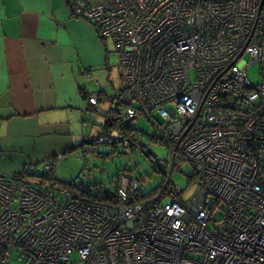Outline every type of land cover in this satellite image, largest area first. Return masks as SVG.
I'll list each match as a JSON object with an SVG mask.
<instances>
[{
	"label": "built area",
	"instance_id": "1",
	"mask_svg": "<svg viewBox=\"0 0 264 264\" xmlns=\"http://www.w3.org/2000/svg\"><path fill=\"white\" fill-rule=\"evenodd\" d=\"M68 2L113 42L122 73L91 144L140 153L132 129L144 117L168 151L166 174L145 195L126 170L106 203L0 173V264L14 252L22 264H264V0ZM183 162L196 183L188 200L171 181Z\"/></svg>",
	"mask_w": 264,
	"mask_h": 264
},
{
	"label": "crops",
	"instance_id": "2",
	"mask_svg": "<svg viewBox=\"0 0 264 264\" xmlns=\"http://www.w3.org/2000/svg\"><path fill=\"white\" fill-rule=\"evenodd\" d=\"M107 40L71 13L68 0H0L1 174L41 170L48 158L87 150L86 141L104 124L95 119L101 104L108 101V109L120 90L87 91L92 71H110ZM96 96L94 108L89 98Z\"/></svg>",
	"mask_w": 264,
	"mask_h": 264
},
{
	"label": "rangeland",
	"instance_id": "3",
	"mask_svg": "<svg viewBox=\"0 0 264 264\" xmlns=\"http://www.w3.org/2000/svg\"><path fill=\"white\" fill-rule=\"evenodd\" d=\"M107 48L110 51L111 57V68H98L91 72V76L88 77L87 91L97 92L100 91L99 85H104L103 91L107 96H111L115 90L121 89L123 82L121 79V71L118 67V59L113 54L114 44L111 40H107ZM246 58V57H244ZM111 69L113 73H111ZM111 73V74H110ZM191 80L194 81V74L191 73ZM246 75L250 82L255 86L259 83V67L252 65L246 70ZM111 77V80L109 78ZM115 77V78H114ZM117 86H112L110 81H113ZM113 83V82H112ZM87 85V84H86ZM107 102H103L100 106L99 116L95 115V119L100 121L101 125L105 122V114L101 113V110L107 109ZM106 112V111H105ZM103 115H101V114ZM77 120V118H76ZM136 129L139 132L137 139L145 141L148 146L157 155L159 160L163 163L167 162L168 151L166 147L156 140H153L155 131L152 126L147 122L144 117H139L136 122ZM87 126V125H85ZM95 128L94 126H92ZM89 145H85L86 151H79L78 155L74 154H63V158L56 163L54 175L55 177L68 184H82L87 190L93 189L92 184L95 182L102 183L106 186H112L117 180L118 176L128 170L134 172L137 178L141 179L142 192L150 194L153 190L158 188L164 179L162 174L148 162L140 153H135L132 156L111 153L110 148L103 145H93L92 136L86 141ZM95 153L101 152L102 155L99 157ZM42 168V164L40 165ZM83 175V176H82ZM81 176L80 181L79 177ZM171 181L175 188H178L182 192V199L188 200L192 197L196 190V183L193 177V168L188 162H183L177 165L176 169L171 174ZM91 183V184H90ZM74 194H80L78 191H74ZM214 199H212L213 201ZM211 201V202H212ZM210 202V203H211ZM216 217H220L217 215ZM12 259L10 264H22V260L19 259L17 253H12ZM73 254V259L75 258Z\"/></svg>",
	"mask_w": 264,
	"mask_h": 264
},
{
	"label": "trees",
	"instance_id": "4",
	"mask_svg": "<svg viewBox=\"0 0 264 264\" xmlns=\"http://www.w3.org/2000/svg\"><path fill=\"white\" fill-rule=\"evenodd\" d=\"M69 7H70V5H69ZM70 10H71V8H70ZM71 13L73 14L72 10H71ZM96 98L98 99L97 96H96ZM110 100L111 99H109V102H110ZM98 102H99V99H98ZM102 126L109 127V125L108 124L106 125L105 122ZM132 131H137L136 126H135V128L132 129ZM138 134H139V132H138ZM140 140L141 139L138 138V141H140ZM153 140L157 141L156 136H154ZM103 146H105V145H103ZM106 147H108V146H106ZM110 150H111L112 154L113 153L121 154L120 152H115V150H113L111 147H110ZM94 154H96L99 157L102 155L101 152H99V153L94 152ZM140 155H141V153H140ZM56 163L53 165V168L50 172H44L43 167L41 168V170H37V171H36V169L30 170V168H26L20 173V175L24 178H32L33 180H35V179L41 180V181L46 180L47 182H50L51 185H53L54 187L65 188L71 192L78 191L80 194L81 193L86 194L93 201L110 203V202H114L117 200V196H116L117 188H118V182L117 181L112 186H106V185H103L102 183L95 182L91 186V187H93V189L90 188L87 190L82 184L78 185V184H75L74 182L71 184H68L67 182H62V181L58 180L54 175V168L56 166ZM80 178H81V176L79 177V181L81 183L82 180H80ZM148 193L142 192V194H145V195H147Z\"/></svg>",
	"mask_w": 264,
	"mask_h": 264
},
{
	"label": "water",
	"instance_id": "5",
	"mask_svg": "<svg viewBox=\"0 0 264 264\" xmlns=\"http://www.w3.org/2000/svg\"><path fill=\"white\" fill-rule=\"evenodd\" d=\"M138 147L140 150L141 155L148 160L149 163H151L153 166L156 167V169L162 174V176H165L166 169L163 163L159 160L157 155L153 152V150L148 146V144L140 140L138 142Z\"/></svg>",
	"mask_w": 264,
	"mask_h": 264
}]
</instances>
